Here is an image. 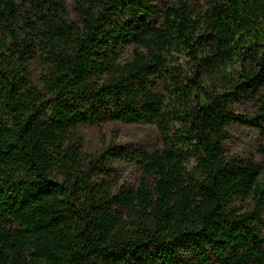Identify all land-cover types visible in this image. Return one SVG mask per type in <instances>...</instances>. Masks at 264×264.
<instances>
[{
  "label": "trees",
  "instance_id": "obj_1",
  "mask_svg": "<svg viewBox=\"0 0 264 264\" xmlns=\"http://www.w3.org/2000/svg\"><path fill=\"white\" fill-rule=\"evenodd\" d=\"M112 121L161 148L86 153ZM0 264H264V0H0Z\"/></svg>",
  "mask_w": 264,
  "mask_h": 264
},
{
  "label": "rangeland",
  "instance_id": "obj_2",
  "mask_svg": "<svg viewBox=\"0 0 264 264\" xmlns=\"http://www.w3.org/2000/svg\"><path fill=\"white\" fill-rule=\"evenodd\" d=\"M69 10L73 0H64ZM31 80L38 84L41 68L32 63ZM234 109L242 114H252V106L248 101L235 103ZM229 135L224 142L227 155L249 159L261 163L258 153L259 138L257 132L250 126L233 124L228 129ZM79 142L83 150L91 155H99L109 146H119L124 149L139 148L154 151L161 148V137L154 125L129 124L118 121L106 122L100 125H84L77 130ZM115 173L123 182L135 183L141 177V171L135 165L121 160H109ZM247 205L250 203L246 202Z\"/></svg>",
  "mask_w": 264,
  "mask_h": 264
}]
</instances>
